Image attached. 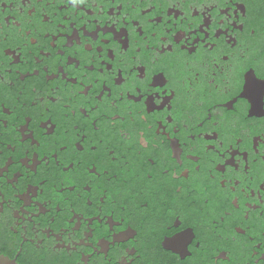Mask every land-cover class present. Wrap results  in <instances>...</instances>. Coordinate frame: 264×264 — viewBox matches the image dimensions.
I'll return each mask as SVG.
<instances>
[{
	"label": "flooded vegetation",
	"instance_id": "1",
	"mask_svg": "<svg viewBox=\"0 0 264 264\" xmlns=\"http://www.w3.org/2000/svg\"><path fill=\"white\" fill-rule=\"evenodd\" d=\"M253 30L256 37L250 35ZM77 34L79 39H75ZM176 36L177 42L183 36L190 39L177 43ZM110 50L116 53V60H111ZM225 55L228 60L224 59ZM156 58L158 62L153 63ZM241 59L244 67L239 73L240 86L245 84L249 69L255 67L257 76H264L261 69L264 0H0V73L6 81L0 91V102L8 105L6 112L13 113L7 127L0 124V171H3L0 254L19 264H213L212 258L224 249L229 250L228 259L218 264H255L257 249L264 257V247L256 243L264 239V216L259 213L251 221H244L242 212L232 219L233 225L251 224L245 231L254 240L249 241L238 233L236 242L231 234L227 241H217L212 236L211 216L233 207L235 195L241 196L244 208L246 198L253 201L257 198L246 196L244 186L252 185L248 189L250 193L264 179V118L260 117L264 112L258 111L255 104L251 110L244 101L233 105L236 111L232 112L231 101L239 88L232 93L223 91L229 64L235 65ZM122 65L128 83L117 87L116 81L123 83V77L118 75ZM141 66L148 68V80H139L140 73L144 74ZM212 78L217 80L219 89L210 83ZM97 79L100 83L94 84ZM166 80L168 83L162 89L160 86ZM12 83L15 87H9ZM136 83L141 84L145 95L140 103L133 100L140 99ZM105 84L112 89L113 97H119L121 88L137 96L126 95L122 103L117 101L122 115L116 121L117 129L111 128L113 112L117 109L111 107ZM88 87L92 89L90 92ZM165 89L177 93L171 107L161 105L160 101L155 106L150 94ZM98 93L104 96L103 102ZM148 100L149 110H153L149 116L150 129L140 118V112L147 111ZM225 102L230 103L229 109ZM66 103L72 107L66 108ZM97 103L101 108L99 113L91 109ZM82 106L93 118L101 117L105 153L108 148H115L121 159L124 156L136 159L141 174L156 173L158 183L154 191L134 197L138 202L148 198L167 202L175 197L176 185L185 186L181 194L185 197L184 204L195 222L203 225L195 230L197 240H207L202 249H193L187 261H177L174 253L164 249L170 232L163 228L154 230L142 217L128 216L121 227H113L127 214L120 212L119 204L112 201L118 198L124 203L133 198L130 193L134 172L111 164L106 155L91 154L88 142L84 152L76 148L81 138L75 131L77 124L82 133L89 135V141L95 142L99 136L92 128V120L84 118L82 111L86 114V110L81 111ZM218 112L223 115L217 116ZM29 114L31 125L25 123ZM169 116L175 123L169 122ZM217 120L219 128L215 124ZM161 124L168 129L170 138L160 134ZM177 126L179 133L174 131ZM121 127L135 128L131 141H122L118 131ZM24 128L28 129L27 133ZM217 134L228 150L227 156L236 154L230 163L238 164L239 171L234 166L226 172L218 169L222 160L213 149L219 150L220 141L210 140ZM241 139L243 143L239 142ZM147 143L148 147L144 148ZM64 144L68 145L67 153L60 151ZM78 147L82 150L81 145ZM180 148L189 178L182 174L180 180L163 177L166 167L179 171L175 164ZM139 151H143V156L137 157ZM54 153L61 156L60 165L56 164ZM189 153L199 157V173L195 171L194 160L198 158L188 159ZM45 156L51 164L41 159ZM149 156L157 158V168L147 164ZM74 161H78L76 169L64 171V166ZM93 163L101 176H93L88 170ZM247 165H251V172ZM105 167L119 172L127 183H109V178L103 175ZM212 175L215 180L211 179ZM224 179L229 180L228 189L220 187ZM237 179L241 187L233 193L230 189ZM89 181L92 192L86 189ZM105 192L108 200L104 201L101 212V197ZM206 195L213 198V203L201 214L198 205L191 202ZM234 204L238 206V202ZM209 211L211 215L207 214ZM187 235H193L191 230ZM165 247L171 248V243L166 241ZM187 254L185 250L184 255ZM221 256L227 258L226 253Z\"/></svg>",
	"mask_w": 264,
	"mask_h": 264
},
{
	"label": "snow or ice",
	"instance_id": "2",
	"mask_svg": "<svg viewBox=\"0 0 264 264\" xmlns=\"http://www.w3.org/2000/svg\"><path fill=\"white\" fill-rule=\"evenodd\" d=\"M195 11V8H194ZM181 14V13H180ZM197 15H199V12H196ZM247 11L245 12V16H247ZM179 17V15H177ZM243 30V29H241ZM31 33H29L30 35ZM252 37L257 36V32L253 30L250 34ZM117 38V37H116ZM75 39H79V34L75 37ZM185 39H190V37H185L183 36L182 39L179 40H185ZM175 40L177 42V36L175 37ZM110 42V41H109ZM177 42V43H179ZM171 46H169L170 49ZM233 47H235V43H233ZM165 49V50H169ZM126 50V49H125ZM101 52L104 51L103 47L100 49ZM162 54V53H161ZM110 55H111V60H116V53L114 51L110 50ZM243 56V51L241 53ZM103 58V57H102ZM159 58H156L153 63L158 62ZM225 60H228L229 57L227 55L224 56ZM246 59V57L244 58ZM244 59L238 60L235 65L229 64V71L226 72L223 80V91L225 93H232L235 89L239 88V91L236 92V95L232 98L231 104V110L232 112H235L236 109L233 107V105L240 103L241 101H244L245 103L249 104L251 107V110L253 108V104L256 105L257 110L260 112H264V76L258 77L256 74V69L255 67L252 69H249L246 74V81L243 86H240L239 84V73L244 67ZM41 63H43V60L41 59ZM111 66V64L108 65V67ZM144 69V74L141 76V73L139 75V80L144 81L148 80V68L145 66H141ZM140 67V68H141ZM217 68H220V65H216ZM62 69V71H61ZM60 73H64V69L61 68ZM261 69L264 70V64L261 65ZM111 70V68H109ZM222 73L225 72L224 69H220ZM132 71H136V69H132ZM252 73V77L249 79L248 74ZM39 74V73H37ZM101 74H103V69H101ZM119 77H123V83H117L115 82L117 87H120L123 84L128 83V78L125 77L124 75V68L123 65L121 66L119 73ZM67 76L65 75V79ZM197 79H199V74H197ZM167 81V80H166ZM6 83L5 78L3 73H0V91L3 90L4 84ZM95 83H100V80L97 79L94 81ZM168 81L160 86L162 89L164 88V85H166ZM210 83L214 86H216L217 89L220 88V85L218 84L217 80L215 78H212L210 80ZM181 85H177V87H180ZM9 87H15V84L12 83L9 85ZM56 91H59V86H55ZM105 89H107L108 97L109 100L111 101V107L113 109H117V111L113 112V121L111 124L112 129H117V120L122 119V115L120 111L117 108V101L119 100L121 103L124 101L126 95L130 97L131 93L128 92L126 93L123 88L120 90L119 97H113L112 96V89L108 87L106 84L104 85ZM138 98L140 99H133L136 101V103H140V101H143L145 99V95L142 91L141 84L136 83L135 84ZM88 91L90 92L92 89L91 87L87 88ZM247 92V95L245 93ZM85 96V92L83 93ZM22 95V93H21ZM161 95H163L164 99L161 100ZM177 93L175 90L168 91V90H163L161 93L160 91L156 93L150 94V97L152 98V103L156 106V102L160 101L161 105H168L169 108L171 107V100L176 97ZM99 97V100L101 102L104 101V96L100 95L99 93L97 94ZM131 97H137V96H132ZM58 103V101H56ZM230 103L225 102V106L229 105ZM27 105H25L26 107ZM35 106V105H34ZM66 108H71L72 105L71 103H66L65 104ZM229 109V107H227ZM5 109H8V105L0 102V124H2L4 127H7L8 125V119L13 115V113L10 111V114L5 111ZM91 109L93 112L99 113L101 111L100 104H93L91 105ZM51 111V109H48ZM86 110L83 112L84 118L87 120H92V128L94 129V132L96 134H99L98 137H96L95 142L89 141V135L86 133H82L79 124L75 126V131L77 133H80L81 138L79 141L76 142V148L79 149L80 152L85 151V142H88L90 144V150L91 154H97L98 156L106 155L110 161L111 164L113 165H118L124 169L131 170L134 172V187L131 189L130 196L133 198H129L126 202L120 203L119 199H113L112 203L113 204H119V211L122 213H126L127 216H121L120 222L113 225L114 228L116 227H121L123 222L128 218V216H139L142 217L143 220L147 223H150L152 228L154 230H158L160 228H163L167 232L171 233V237L167 238L164 241L163 247L164 249L174 253L176 255L177 261H187L190 256L193 255V249L195 250H200L204 247V244L207 243V240H197L196 236V229H200L203 227L201 223L195 222V218L191 214V210L184 204L185 197H183L181 194L185 192V186L184 185H176L175 186V197L170 198L167 202H157L154 201L150 198L148 199H142L141 201H137L134 197H141L144 196L146 193H151L154 191L157 182L156 179V173L154 171H145L142 174L137 170L138 169V161L136 159H129L127 156H124L123 159L117 155V150L115 148H108L107 152H104V135L102 132V129L100 127V116H96L93 118L88 110L84 108L83 106L80 109ZM161 110H163V107H161ZM153 111V110H152ZM152 111L149 110V100L147 104V111H141L140 112V118L145 124H149V116L152 113ZM76 114V110H72V115L74 116ZM129 115H132L131 111L129 112ZM222 113H217V116H222ZM260 117L264 118V115H261ZM168 120L170 123H175L171 116L168 117ZM5 122L6 125H5ZM25 123L27 125H31L33 123L32 120V115L29 114ZM132 123L135 124V117L133 116L132 118ZM216 127H220V121L217 120L215 122ZM184 127H187V124L183 125ZM204 124L203 122L200 123V127L203 128ZM233 126H235V120H233ZM151 128V125L149 124V129ZM162 132L160 133L161 135H164L166 138H170L169 132L167 128H164L163 124H161ZM25 129V133L28 132L27 128ZM120 136L122 137V141L127 142L131 141L133 139V134L135 132V128H130V127H121L118 129ZM175 132L179 133L180 131V126H177L174 129ZM54 131L49 135H52ZM144 134V129L140 130V135L143 136ZM34 138V134H33ZM196 137L193 135L192 139L194 140ZM215 139L220 141V148L218 149H213V151H217V154L221 156L222 163L218 165V169L220 171L226 172L227 169L230 166H234L237 171H239V165L238 164H233L230 163V161H233L235 159L234 153L232 154L231 158L227 156V151L224 149V142L220 140L219 134L215 136V138H211L210 140ZM27 140V139H25ZM146 141V140H145ZM147 142V141H146ZM240 143H243V140L241 139L239 141ZM78 145L82 146L81 148L78 147ZM144 145V144H143ZM148 147L144 145V148ZM158 147V146H157ZM180 147V146H179ZM181 154L179 158L176 157L178 163L175 164V168L179 169V171L173 172L169 168H164L162 176L163 177H171L172 180H180L181 179V174L185 178H189L190 173L189 171L185 168V160L183 157V149L180 148ZM223 150V151H221ZM60 151L67 153L68 152V145L64 144L61 146ZM194 151V150H193ZM257 154L259 155V143H257ZM2 154V153H0ZM143 151L137 152V157L143 156ZM55 161L57 165L61 164V156L58 153H54ZM188 159H194L197 167L195 168V171L199 173L201 171L200 168V160L199 157L196 156L194 157L192 153H189L187 156ZM45 163L51 164V161L48 160L47 156L41 158ZM247 159V158H245ZM39 161V160H38ZM40 162V161H39ZM78 161H74L70 163V166H64V171H71L73 169H76ZM147 164L150 165L153 169L157 168V158L155 156H149L147 158ZM221 167L223 170H221ZM247 170L248 172H251V165H247ZM95 169V171H93ZM93 176L99 177L101 176V172L98 168V166L93 163V165L88 169ZM188 173L187 176H185V173ZM103 175L107 176L108 182H120L121 184L127 183L126 180L121 179V175L119 172H113L111 168L105 167L103 170ZM0 176H3V171H0ZM247 178V177H246ZM212 180H215L216 177L215 175L211 176ZM220 187L223 189H228L229 187V180L224 179L220 183ZM241 187V181L237 179L235 183L232 184V187L230 189L231 192L235 193L237 188ZM252 188V185H245L244 186V191L246 193V196L248 197H257L254 201L251 198H246L245 199V207L242 208L241 205V196L240 195H235L232 197V203L233 207H228L225 208L222 212L219 213L218 216L212 215L211 216V225H212V236L214 237L215 240L217 241H227L229 234H231L233 242L237 241V233L239 234L240 237H247L249 241L254 240V236H249V233L245 231V228H251V224H232V219L236 214H239L242 212V219L244 221H251L254 218V214L259 213L261 216H264V179L260 181V185L258 189H253L250 193H248V189ZM86 189L88 192H92V181H89V183L86 185ZM75 191V187L72 189ZM108 200V195L107 192L103 194L101 197V207L100 211L102 212L104 210L103 208V203L104 201ZM234 202H238V206L234 204ZM88 203H92L91 197L88 199ZM194 205H198V211L201 214H204L206 209H210L213 203V198L211 196H204L202 200L200 201H192L191 202ZM109 215H112V213H108ZM208 215H211V212L209 211L207 213ZM221 226H223V230H221ZM234 228V231H233ZM238 229H242L243 232L238 231ZM189 230H191L192 234L191 236L187 235L189 233ZM137 235V233L135 234ZM170 242L171 243V248L165 247V243ZM195 241V243H194ZM260 247H264V239H261L260 241L256 242ZM185 250L187 251V255H184ZM228 249H224L221 253H226L227 258H224L220 254H217L212 258L213 264H218L220 260H227L228 259ZM254 255L257 257L255 264H261L262 261H264V257L261 256L259 249L254 253Z\"/></svg>",
	"mask_w": 264,
	"mask_h": 264
},
{
	"label": "water",
	"instance_id": "3",
	"mask_svg": "<svg viewBox=\"0 0 264 264\" xmlns=\"http://www.w3.org/2000/svg\"><path fill=\"white\" fill-rule=\"evenodd\" d=\"M0 264H19L16 260L0 254Z\"/></svg>",
	"mask_w": 264,
	"mask_h": 264
}]
</instances>
